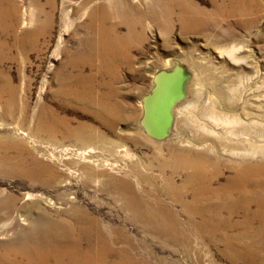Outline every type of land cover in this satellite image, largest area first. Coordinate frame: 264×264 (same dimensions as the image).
I'll return each instance as SVG.
<instances>
[{
  "label": "rangeland",
  "instance_id": "obj_1",
  "mask_svg": "<svg viewBox=\"0 0 264 264\" xmlns=\"http://www.w3.org/2000/svg\"><path fill=\"white\" fill-rule=\"evenodd\" d=\"M125 1L129 7L114 5L110 10L122 22L117 33L128 42V58L120 52L111 60L103 59L105 66L100 68L92 56L99 38L95 27L101 19L98 7L106 0H3L0 4L5 7L0 15V201L10 203L8 214L0 220V242L13 240L18 247L22 236L32 234L36 221L63 227L65 221L75 225L88 215L98 222L109 245L122 247L144 264H264V217L246 222L243 217L249 212L220 210L218 214L228 217V223L202 225L191 208L173 206V217L179 216L181 222L169 224L165 222L169 212L157 205L163 226L151 229L134 215L138 210L127 205L131 191L143 193L155 205L169 201L167 196L157 199L152 193L157 194L155 189L170 176L168 170L160 172L156 156L170 152L172 148L164 146L171 145L172 139L151 138L141 125L142 99L166 59L191 64L200 75L195 76L203 80H199L201 86L210 89L211 94L202 90L196 99L191 96L187 112L194 120L208 96L216 98L220 85L233 88L252 77L264 94V0H255L256 8L244 14L235 4L230 7L229 1L245 0H186L194 7L188 15L175 11L160 17L162 28L142 17L135 37L128 36L125 22L146 13L148 0ZM222 2L226 5L221 10L218 4ZM193 9L200 10L195 13ZM91 13L98 14L92 17ZM193 14L203 16L201 22L194 27L183 25L181 19ZM231 46L237 48L234 56L239 63L223 53ZM195 62L210 70L201 73ZM260 113L264 115V107ZM36 161L49 168L42 177L27 174ZM228 173L225 168L223 175ZM172 177L179 183L183 174ZM193 214L194 220L188 221ZM259 243L256 248L254 244Z\"/></svg>",
  "mask_w": 264,
  "mask_h": 264
},
{
  "label": "bare ground",
  "instance_id": "obj_2",
  "mask_svg": "<svg viewBox=\"0 0 264 264\" xmlns=\"http://www.w3.org/2000/svg\"><path fill=\"white\" fill-rule=\"evenodd\" d=\"M106 1L107 3L104 4V6L98 7L101 19L96 23L95 26L99 38L96 39L97 42L94 44L95 51H93L96 54H94V56L92 57L97 58V68H100L102 66L103 59L106 58L107 60H111L120 52H123L124 57L128 58V54L126 55L125 53L128 42L125 39V36H118L117 33V26L120 23L122 24V22L119 21L117 12H115L114 10H110V8H112L114 5L118 8H123L125 6H128V4L125 0ZM229 2L230 7L235 4L237 10L243 14L256 8L255 0L238 1V4L236 2ZM1 3H3V0H0V4ZM192 3L186 2V0H148V11L146 13L138 14V16H135V19L133 18V20L125 22L128 30L127 34L128 36H132L134 34V31L140 24V19L142 17L149 18L151 21H156L155 24L162 28L164 24L161 23L162 25H160V17H167L169 15L171 16V14H174L175 11L180 13L182 12V14L185 12L187 14L188 11L194 8L192 6ZM218 5L221 9L226 4L222 2ZM2 8L5 7L0 6V15L4 12H2ZM198 11L195 10L194 12L198 13ZM227 12L229 11L227 10ZM97 14L91 13V16L96 17ZM202 17L197 16V14H193V16H190L189 18L183 17L181 20L183 25L187 24L194 27V25L196 26L201 22V19H203ZM238 17L240 16L238 15ZM29 19L31 18L29 17ZM93 24L94 23H91L90 27ZM206 26L208 25L206 24ZM26 34L24 32V35ZM2 47H4V45ZM236 51L237 48L231 46L228 49H225L223 53L232 56V59L236 63H239L238 59H236L234 56ZM78 56H76L75 59ZM92 57H89V59L92 60ZM131 58L132 57L130 55V59ZM147 63L151 64L150 60H148ZM194 64H198L197 68H200L201 73L206 71V69L210 70V66L200 65L198 62H195ZM180 65L184 66L190 74V77L185 82L182 91H180L179 84L176 82L177 73L180 71L177 66ZM162 67L163 68L158 70L155 76H153L154 84L150 91H154L153 89L157 87L155 94L151 95V92H149L142 99L141 121L143 120L145 125L149 127L150 132L158 137L156 139H161L163 137L172 139V141L169 143L171 145L164 146L172 148L170 152L165 156H156V159L159 161L160 172L163 173L164 171L168 170L170 172V176H165L163 179V186L161 185L159 189H155L157 191V194L152 193L154 198L158 199V197L162 196H164L165 198L167 196L169 198V201L165 202L166 205H161V202L155 205L146 200L145 197H143V193L136 194L135 191H131V201L127 202V205L135 210H138L136 213H134V215L142 217V219H144L147 224H150L151 229H154L156 225L163 224V219H160L159 215H157L158 212L156 210H159L157 205L163 206L165 209V213L169 212V214L166 216L167 219H165V222L169 224H171L170 222L175 224L181 222L179 216H177V218L173 217V215L175 214L172 212L173 206H179V208L181 207L186 209L191 208L198 214L199 222L202 225H210V222H213V224L217 222H227L229 220L228 217L226 218L218 214V211L220 210L229 212L237 210L249 212V215H247L246 213L243 217L244 221L246 222L262 219V217H264V115H262L260 111L261 108L264 107V94H260V85L257 84V81L252 80V77L246 78V80L242 84L236 85L233 88L224 89L220 85V87L218 88V95L216 94L217 92L214 93L216 98H213L211 95L208 96L206 102L204 103L205 106L199 107L198 111L196 112L197 118L194 120L192 119V116H190L191 113L187 112L189 103L191 102V96H194V98L196 99L201 94L202 90H205L206 92L209 91V94H211L210 89L207 90L206 88L204 89V87L201 86L200 81L203 80L199 78V72L194 69L191 64L186 66L179 60L177 61L175 59H166ZM180 73H182V70L180 71ZM195 73H197V75L199 76H195ZM78 74L76 73V75ZM86 76L88 77V75ZM194 76L196 78H194ZM205 79L207 80L208 77H206ZM160 85H162V88L158 87ZM212 92L214 91L212 90ZM232 92L234 94H232ZM151 96V105H148V101ZM238 100H240V102H237ZM199 104L200 101L198 102V105ZM239 107L241 108L238 109ZM102 109H104V107ZM62 132H64V130ZM62 134L66 135L64 133ZM5 149L6 148H4V150ZM3 165H7H5V161ZM225 168L229 170V173L227 175H223V170ZM47 169L49 168H47L44 163L40 164L39 161H36L35 164L33 163V166L28 170L27 174L29 173L32 176L42 177L46 173H48ZM51 173L52 172H50V176ZM179 174H183V178L178 183L172 176L175 177ZM222 176L223 181H220V177ZM45 181L47 180L45 179ZM153 181L155 182V180ZM148 194L150 195L151 193ZM9 199H11V197ZM121 199L123 200V198ZM8 207H10V203L6 202V199H1L0 220L8 214ZM5 209L7 210L4 211ZM134 215L132 216L134 217ZM228 215L229 214L226 213V216ZM194 217L195 214L190 215L187 217V220L193 221ZM40 223L38 221L34 222V226L31 229L32 234H30L29 237L22 236L19 240H21L20 242L23 243H21L20 246L18 245V247L17 245L15 246L13 240L8 242H0V264H144L141 259L136 258L134 255H132L122 247L119 246L118 248H115L109 245L108 241L104 238L102 232L98 228V222L94 218H92V216L85 215L83 219L80 222L75 223V225L68 224L65 221V226L63 227L55 224L54 222L47 223L43 226ZM41 226L43 227V230ZM0 228H2V225L0 226ZM161 229L163 233L167 231L165 228ZM76 231L78 232L76 233ZM44 241L48 243H46V247L43 244ZM231 243L232 241H230L228 245L230 246ZM259 245L260 243L254 244L256 248L259 247ZM242 249L245 252L249 251V248L246 247H242ZM262 258L264 257L262 256Z\"/></svg>",
  "mask_w": 264,
  "mask_h": 264
},
{
  "label": "water",
  "instance_id": "obj_3",
  "mask_svg": "<svg viewBox=\"0 0 264 264\" xmlns=\"http://www.w3.org/2000/svg\"><path fill=\"white\" fill-rule=\"evenodd\" d=\"M177 68L178 69H180V71L182 70V73H180V71L177 73V78H176V82L179 84V88H180V91H182L183 90V88H184V85H185V82L189 79V72L186 70V68L184 67V66H182V65H180V66H177ZM180 73V74H179ZM179 76V77H178ZM158 87H160V88H162V85H160V86H158ZM157 87H155L153 90L154 91H150L151 93V95H154L155 94V91L157 90L156 89ZM148 100V99H147ZM147 100H146V102H147ZM151 101H152V96H151V98L149 99V101H148V105H151ZM145 106V105H144ZM141 125H142V127H143V129L145 130V132L149 135V136H151L152 138L154 137V138H158L156 135H154L153 133H151L150 132V130H149V127H147L146 125H145V123H144V121L142 120L141 121Z\"/></svg>",
  "mask_w": 264,
  "mask_h": 264
}]
</instances>
